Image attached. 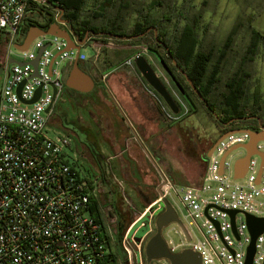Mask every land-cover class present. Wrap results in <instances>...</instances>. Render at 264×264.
<instances>
[{"label": "built area", "instance_id": "built-area-1", "mask_svg": "<svg viewBox=\"0 0 264 264\" xmlns=\"http://www.w3.org/2000/svg\"><path fill=\"white\" fill-rule=\"evenodd\" d=\"M46 5V0H0V36L8 42L0 59V264H147L146 245L157 231L165 200L187 233L173 223L164 236L171 252L192 249L201 264H246L253 240L247 216L264 218V141L257 143L258 153L250 157L245 175L235 177L236 162L246 150L239 148L244 154L234 156L238 149H231L248 143V132L227 135L205 155L198 185L175 182L150 158L159 174L157 197L142 211L115 179L124 202L136 212L120 240L122 261L114 248L118 219L104 215L100 203L101 179L83 169L72 135L52 121L73 64L88 59L83 45L80 50L69 48L66 39L44 34L26 50L15 47L26 37L28 20L41 15L33 6ZM141 52L123 65L137 71L135 60ZM38 89L40 96L29 103ZM149 93L166 120L187 115L188 106L179 96L176 114L153 88ZM96 201L101 218L93 207ZM171 233L180 241L169 237ZM151 264L171 263L162 258ZM252 264H264V231L255 240Z\"/></svg>", "mask_w": 264, "mask_h": 264}, {"label": "rangeland", "instance_id": "rangeland-1", "mask_svg": "<svg viewBox=\"0 0 264 264\" xmlns=\"http://www.w3.org/2000/svg\"><path fill=\"white\" fill-rule=\"evenodd\" d=\"M93 1L90 0L89 7L93 6ZM150 1L147 0V3ZM182 1L177 0V3ZM202 1L195 0V3L200 5ZM207 7L204 24L212 25V31L220 42L241 15L252 16L254 28L264 34V0H208ZM41 12L42 15H36L34 19L45 23L47 13ZM244 35L248 36L245 33ZM106 36L92 35L82 46V52L89 57L83 65L85 67L88 63L94 66L88 70L97 81L106 71L107 57L115 50L108 45L113 43L119 46L128 41L120 42L119 39ZM7 43L4 37H0V59L4 57ZM260 47L256 61L259 86L264 92V40ZM138 49L137 47L136 50ZM141 53L177 98L178 93L162 67L146 50ZM115 74L119 81L128 77V83H131L135 90L141 91L142 103L145 108L151 109L150 114L141 116H148L150 121L136 120L132 124L115 97L99 84L89 93L65 90L63 99L55 105L52 121L72 135V148L79 154L83 169L100 177V203L104 215H108L111 221L118 219L117 224L114 223L117 230L114 248L125 263L120 240L129 223L135 218L136 212L124 202V196L115 179L123 182L126 196L138 211H142L157 197L159 174L150 158H154L175 182L198 185L204 173V155L220 135L222 127L203 107L197 114L185 116L179 121H168L155 100L156 104L153 103V98L147 91L148 83L143 80L141 73L124 67L117 69ZM1 79L0 66V81ZM111 88L113 89L112 86ZM232 154L240 156L244 154V150L238 149ZM172 203L178 204L176 200ZM174 226H167L163 231L164 236ZM171 235L169 237L176 242L180 241L178 235Z\"/></svg>", "mask_w": 264, "mask_h": 264}, {"label": "trees", "instance_id": "trees-1", "mask_svg": "<svg viewBox=\"0 0 264 264\" xmlns=\"http://www.w3.org/2000/svg\"><path fill=\"white\" fill-rule=\"evenodd\" d=\"M47 1L54 5L40 7L47 13L46 22L29 19L27 29L33 24L48 29L56 22L57 14H61L55 6L64 9L62 18L71 22L80 38H84L88 31L137 35L154 26L158 37L154 30H150L144 37L128 40L126 44L139 49L117 53L119 62L146 50L162 67L178 96L188 106L186 116L197 114L203 107L222 127L218 137L235 128L260 130L258 119L245 117L257 116L264 125V92L259 86L256 61L264 34L254 28L252 16L241 15L220 42L212 25L204 24L208 0H203L200 5L195 0H183L180 4L177 0H151L148 3L147 0H94L92 7H89L90 0ZM172 58L187 73L221 121L206 108ZM232 119L235 121L229 125L222 123ZM93 207L100 217L99 202H94Z\"/></svg>", "mask_w": 264, "mask_h": 264}, {"label": "water", "instance_id": "water-1", "mask_svg": "<svg viewBox=\"0 0 264 264\" xmlns=\"http://www.w3.org/2000/svg\"><path fill=\"white\" fill-rule=\"evenodd\" d=\"M46 2L49 5H54L52 2ZM56 9L61 11V14L57 17L56 22H53L48 29H44L40 27L37 24H33L29 27L28 32L26 34V37L22 43H16L15 47L19 50H26L31 42L38 36L44 35V34H51L60 36L67 40L69 48H76L78 50L81 49L82 45H85L88 41L90 34L102 36L107 35L119 40H133L137 38L144 37L150 30L155 31L156 38L158 37V32L156 27H150L147 31L141 34L137 35H119L114 34L110 32H95V31H88L84 38H80L79 35L75 32L74 28L72 27V24L69 20L63 19L62 14L64 12L63 8H60L59 6H55ZM67 24L69 25L70 29L64 28L62 25ZM160 44L164 45L165 43L158 40ZM168 53L169 48L166 47ZM170 57L172 55L169 53ZM173 59V63L178 67V63L176 59ZM38 62V58L34 61V65L36 66ZM136 67L145 79V81L149 84L151 88H153L166 102V104L170 107V109L178 114L180 111V107L166 85V83L163 81V79L157 74L154 66L149 62V60L143 55L139 54L136 56ZM179 68V67H178ZM179 71L185 76L188 83L192 87V89L195 91V93L199 96V98L204 102L205 106L211 114L219 121H221L218 114L212 110L207 103V101L204 99L202 93L200 90L194 85V83L191 81L187 73L179 68ZM25 82H22L18 88V93H20L23 85ZM66 87L72 90H75L80 93H89L92 90H94L96 82L94 77L81 68L80 63L78 60L75 61L73 64L67 78L65 81ZM41 89H38L36 92L35 97L28 101L29 103L35 102L38 97L40 96ZM245 119H258L260 124V130L250 129V128H235L231 129L224 134H222L218 139L213 143V145L210 147L209 151L207 152V156H209L214 149V147L217 145V143L225 138L229 134L238 133V132H248L250 135V141L242 146H235L231 149V151H234L239 148H244L246 150V153L243 157L239 158L235 165V177L241 178L245 175L250 157L258 153L257 152V143L260 141H264V125L261 122V119H259L257 116H251V117H245ZM235 119H232L229 122H222L224 125H229L230 123L234 122ZM262 158H264L263 154H260ZM236 211L232 212V217H234ZM248 225L250 228V231L252 233V243L249 246L248 249V256H247V262L246 264H252V258L255 252V240L256 238L264 231V218H256L254 216H247ZM178 222L182 228L184 229L185 233L186 230L183 227V224L181 223L180 219L178 218L177 212L172 206V204L165 200V209L162 211L158 218H157V231L156 233L149 239L146 245V258H147V264H151L154 260L166 258L170 261L171 264H201V257L199 253L193 251L192 249H184L182 251H179L177 253L171 252L167 245V241L163 235L164 229L175 223ZM187 234V233H186Z\"/></svg>", "mask_w": 264, "mask_h": 264}, {"label": "crops", "instance_id": "crops-1", "mask_svg": "<svg viewBox=\"0 0 264 264\" xmlns=\"http://www.w3.org/2000/svg\"><path fill=\"white\" fill-rule=\"evenodd\" d=\"M97 42V41H95ZM97 44V43H96ZM98 45V44H97ZM109 47H114L115 50L111 53L110 56L107 57V67L106 71L103 73L102 78L97 81L96 78L90 73V70L88 69H93V65H87L84 67V62H79L80 66L82 69L90 73L94 79L96 84L106 88V91L110 95H113L115 97L116 102L118 105L121 107L123 112L125 113L126 117H128L129 121L133 124V121L136 120H148L150 121L151 119L148 118V116H141L142 114H150L151 109L145 108L144 103H142L141 98V91H137L134 89L131 83H128L127 78H123L121 81L118 80L115 71L120 68H124L125 66L123 65L124 62H119V60H116L115 57L117 55V52H124V51H132L137 48L135 45H128V44H123V45H117L115 46L113 43H110L108 45ZM89 58V57H88ZM88 60V59H87ZM86 60V61H87ZM127 68V67H125ZM110 83V84H108ZM113 87V89L111 88ZM147 88H150L148 84H146ZM96 87V85H95ZM95 89V88H94ZM149 92V89L147 90ZM150 94V93H149ZM151 96V95H150ZM153 103H155L154 99H152ZM156 104V103H155ZM207 153H205L206 155ZM204 155V156H205ZM184 184V183H182ZM188 185V184H187ZM153 201V200H152ZM149 204V203H148Z\"/></svg>", "mask_w": 264, "mask_h": 264}, {"label": "flooded vegetation", "instance_id": "flooded-vegetation-1", "mask_svg": "<svg viewBox=\"0 0 264 264\" xmlns=\"http://www.w3.org/2000/svg\"><path fill=\"white\" fill-rule=\"evenodd\" d=\"M62 26H63L64 28H67L68 30L70 29L69 25H67V24H63ZM148 29H149V28H148ZM148 29H147V30H148ZM75 32H76V31H75ZM76 33H77V32H76ZM90 35H92V34H90ZM0 37H1V36H0ZM89 38H92V36L89 37ZM117 53H119V52H117ZM117 56H118V55H116V57H115L116 60H118V59H117ZM66 90H72V89H69V88H68V89H66ZM73 91H75V90H73ZM76 92H77V91H76ZM79 93H80V92H79ZM82 94H83V93H82Z\"/></svg>", "mask_w": 264, "mask_h": 264}]
</instances>
